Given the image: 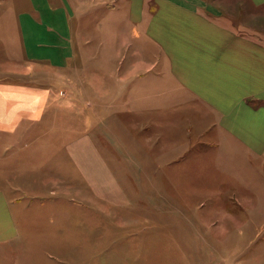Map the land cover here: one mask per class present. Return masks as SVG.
<instances>
[{
  "label": "crops",
  "instance_id": "1",
  "mask_svg": "<svg viewBox=\"0 0 264 264\" xmlns=\"http://www.w3.org/2000/svg\"><path fill=\"white\" fill-rule=\"evenodd\" d=\"M248 2L254 13L244 21L228 15L216 0H41L31 2L32 10L21 19L14 14L17 5L8 4L6 15L15 17V23L0 17V26L22 23L27 28V65L20 66L13 33L8 34L3 45L11 57L0 63V264H30L11 262L18 251H49L44 247L52 232L46 227L51 220L45 201L69 190L76 193L75 203L97 211L89 212L93 218L100 216L99 204L114 218L119 212L109 209L125 208L127 236L137 232L136 225L142 230L157 225L158 235L167 241L163 250L175 248L178 256L184 250L177 239L183 235L179 222L195 216L199 220L187 226L196 239L187 244L182 264H264V0ZM117 11L124 33L116 40L104 26ZM90 26H97L95 34L87 35L85 29L77 38L79 28ZM133 27L137 35H132ZM69 91L79 93L69 98ZM83 91L92 92L93 104L107 108L108 118L112 108L122 106L138 116L141 132L154 129V136L141 134L139 139L141 171L175 165L178 159L170 161L167 153L188 149L193 144L189 139L206 140L209 150L219 152V161L211 165L219 172L220 190L205 194V204L187 208L194 214L182 213V219L165 204L161 191L147 195L144 188L162 187L156 177L125 180L128 187L138 182L140 188L139 194L126 190L114 172L115 157L108 152L106 158L97 147L96 131L67 127L70 121L101 118L92 110L84 121ZM53 128L59 147L52 146ZM106 128L111 136L110 126ZM69 129L82 131L70 143ZM153 147L154 160L147 158ZM67 160L85 183L64 185L60 173ZM213 202L215 209L202 210ZM165 205L171 209L163 210ZM58 213L55 224L62 225ZM48 255L51 264L65 263Z\"/></svg>",
  "mask_w": 264,
  "mask_h": 264
},
{
  "label": "rangeland",
  "instance_id": "2",
  "mask_svg": "<svg viewBox=\"0 0 264 264\" xmlns=\"http://www.w3.org/2000/svg\"><path fill=\"white\" fill-rule=\"evenodd\" d=\"M33 1H35L36 3L41 2V0H0V17L3 18L4 23H6L7 21V23L10 22L11 24H14L16 14H18V18L21 19V17L26 16L27 12L29 13L32 10L31 2ZM216 1L219 5L221 3L225 12L228 15L232 16L234 19L238 18L241 21H244L246 19V16H250L251 13H254V11L252 12V10L250 9L248 0ZM8 4L17 5L16 8L14 7V18H12L10 15L7 17L6 15L9 11H11ZM118 12L119 11L114 13L115 16L110 21L109 25L104 26L107 30L115 34L116 40L118 39V36L120 34L124 33V28L121 27L119 23H117V20H119L118 18L120 16ZM38 15L39 14L37 12L35 17L40 20L41 18L38 17ZM96 27L90 26L87 28H79L81 30H77V38L83 34L85 29L87 35H91L93 33L95 34V30H97ZM26 29L27 28H24L22 26V23L11 26V28L0 26V63L9 60V56L11 57V55L8 54V50L4 49L5 45L3 44L6 43L4 39H8V34L13 33V40L17 44V50L14 53L15 55H17L16 57L20 58V66L23 67L25 65L26 67V48L23 44V32H27ZM100 29L102 31L104 28L100 27ZM131 32L132 35L138 34V31L134 27L132 28ZM102 33L103 32H101V34ZM37 35H42V33H39V31L37 30ZM39 63L48 65L51 64L49 60L45 62L41 60L39 61ZM74 66L75 64L73 60L71 62V67ZM39 70L42 71L40 68ZM67 93H69L68 95L70 98V93L71 95H74L79 92L69 91ZM90 93L92 92H80L81 99L83 98V100L85 101L84 104H87L82 106V112L85 115L84 121H86L90 115H93L92 110H97L101 115V118L98 119L99 121L89 120V123L83 124V122L76 123L75 121L68 120L70 122L66 123L67 127H77L83 129L82 131L84 133L88 129H94L96 131L95 142L97 144V147L99 146V148H101L100 150H103L106 158L108 152L115 157L114 159H116L118 167L114 172L120 183L126 190L132 189L134 191H137L138 193V189L140 188L137 184L138 182H136V184H133L132 187H128V182H126L125 180L129 181L135 178L138 179L142 177V175L147 177L149 180L156 177L158 180L162 181L163 185L162 187L159 186L157 188H144L148 193L147 195L155 196V192L161 191L164 197L165 204L167 203L170 204V207H174L172 209L177 210L180 213V219L184 217L182 213L185 215H187L186 213L188 212L194 214L193 211L189 210L191 206H203L206 202L205 194L213 191L216 192L217 189L220 190V188H218V186L216 185V181L220 180L219 172L215 170L214 165H211L212 162L214 163L219 161V152L217 151L218 149L209 150L210 146L205 144L206 140L204 139H189L187 140V142H192L193 144L192 146H189L188 149L183 151V147H181L180 150L177 149L172 154L167 153V155L164 156L170 161L171 159L172 161L178 159V163H174L178 166H166L164 169H162V171L159 170L158 172L151 171V167L149 166V168H146L145 171H143L144 168L141 171L139 164V139L141 134L144 136H154V129L148 130L147 132H141V126H138V116L134 117L131 114L130 116L129 112H127L129 108H123L122 106H118L114 109L112 108L111 111L113 112V114H110V118H108L107 108L98 107L96 106V103H94V105L93 100L91 99L92 94ZM123 96L124 95H122L121 97ZM72 98L74 97H71V99ZM68 108L69 113H75V108ZM82 112L79 111V113ZM54 124L55 122L53 123V125ZM136 125L137 127H135ZM106 126H110L112 130V132H110L111 136H109V133H107L108 129L106 128ZM128 127L130 128V130L128 129ZM82 131L78 129H69L68 143L75 140V137L80 135ZM57 133L58 130L53 128L51 134L53 135V147L56 145L57 147H59V142L54 139V136ZM178 140L180 139H170L168 140V142H178ZM154 147L152 149V155L148 154L149 156H147V158H151L153 160L155 159ZM79 173V171H76L72 168L71 161H68L67 168L65 170H62L60 173L64 180V185L67 183V185L70 187L72 183H76L77 181L85 183L84 181H82ZM24 195L28 196L27 194ZM72 195H76L75 191L69 190L68 194L66 193L64 195L54 193L52 195H49V199L45 201L48 203L44 211L46 212L45 214L50 215L51 220L50 224H48L47 222L46 227L52 230L50 240H48L49 243L44 246L46 249H49V251L36 248L28 251H18L16 254L12 255L14 258L11 261L12 263L31 261L30 264H44L41 262L42 260H44L45 264H51L48 262L53 261V259H51L48 255V252H51L52 256H58V258H62L63 260H65V263L63 264H157L161 262V259H179V262L177 261L176 264H182L180 261L183 260V253L188 252L187 244H192L196 239L194 230L189 229V226L187 225H189L191 221H198L199 219H196L195 216H191L190 214V216H186V218L179 222L183 235H179L177 239L178 242L183 244L184 250H180L182 253L179 252L178 256L175 248H169L172 251L163 250L162 243L167 241H165V239L163 240L162 237H160L161 234H159L158 230H156V228L154 227L157 225H154L153 227L149 226L148 230H142L141 226L138 227V225H136L137 232L131 233V237L127 236V231L123 227L124 225H122L124 224L123 215L124 210H126L125 208L123 209L114 207L109 209L112 214H116L117 212H119L117 213V215H115L119 217L114 218L113 216H108L103 212V210L108 209L104 206V204H99V206L103 209L98 210L100 216L97 219L93 218L91 216V213H89L90 211L97 212L96 210L89 209L86 203H75V197ZM29 197L33 196L30 195ZM170 200L172 202H169ZM56 202H58V204ZM35 204L38 205L39 203L36 202ZM210 205L211 208H216V204L215 202H213L210 204L208 203L202 208V210L206 209V207ZM158 206H161V203H158ZM166 206L168 205H165L163 210L169 211L167 209L171 208H166ZM153 209L154 208L147 211H153ZM199 210L201 211V209ZM56 212H59L58 215L63 217L62 225L60 223L58 225L55 224V222H57ZM196 213H198V211H196ZM76 214L78 218H76ZM76 220H78L77 223ZM138 223L139 218H137V224ZM60 226L62 227V229L64 228L63 232L60 231ZM59 247H61V249ZM166 253L168 254L166 255Z\"/></svg>",
  "mask_w": 264,
  "mask_h": 264
}]
</instances>
